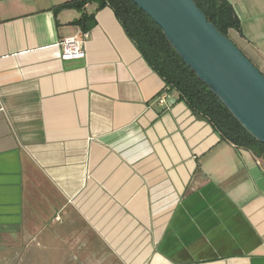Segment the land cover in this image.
Masks as SVG:
<instances>
[{
    "label": "crops",
    "instance_id": "1",
    "mask_svg": "<svg viewBox=\"0 0 264 264\" xmlns=\"http://www.w3.org/2000/svg\"><path fill=\"white\" fill-rule=\"evenodd\" d=\"M68 1L0 0V264H264V157L159 105L113 9ZM227 1L264 74V0Z\"/></svg>",
    "mask_w": 264,
    "mask_h": 264
},
{
    "label": "water",
    "instance_id": "2",
    "mask_svg": "<svg viewBox=\"0 0 264 264\" xmlns=\"http://www.w3.org/2000/svg\"><path fill=\"white\" fill-rule=\"evenodd\" d=\"M240 125L264 144V74L194 0H131ZM176 98L168 100V105Z\"/></svg>",
    "mask_w": 264,
    "mask_h": 264
},
{
    "label": "trees",
    "instance_id": "3",
    "mask_svg": "<svg viewBox=\"0 0 264 264\" xmlns=\"http://www.w3.org/2000/svg\"><path fill=\"white\" fill-rule=\"evenodd\" d=\"M199 9L216 28L228 36L230 29L240 30V20L227 0H194ZM95 3L97 8L113 9L127 35L163 79L165 86L177 94L191 113L207 121L220 135L236 146L249 149L255 156L264 157V144L252 137L234 118L223 103L184 64L164 37L161 28L131 0H73L55 8H77ZM82 30L94 24L93 14L83 12L74 21Z\"/></svg>",
    "mask_w": 264,
    "mask_h": 264
},
{
    "label": "built area",
    "instance_id": "4",
    "mask_svg": "<svg viewBox=\"0 0 264 264\" xmlns=\"http://www.w3.org/2000/svg\"><path fill=\"white\" fill-rule=\"evenodd\" d=\"M88 31L79 28L78 32L72 36L62 38L58 45L61 48V56L63 59L78 58L84 54L85 41L88 37ZM173 98L172 92L168 86L157 95L156 102L159 105H168V100Z\"/></svg>",
    "mask_w": 264,
    "mask_h": 264
}]
</instances>
